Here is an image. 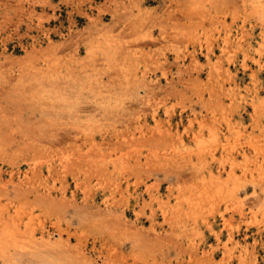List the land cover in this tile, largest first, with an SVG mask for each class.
Instances as JSON below:
<instances>
[{"label":"rangeland","instance_id":"374dc122","mask_svg":"<svg viewBox=\"0 0 264 264\" xmlns=\"http://www.w3.org/2000/svg\"><path fill=\"white\" fill-rule=\"evenodd\" d=\"M262 11L0 0V264H264Z\"/></svg>","mask_w":264,"mask_h":264},{"label":"bare ground","instance_id":"6f19581e","mask_svg":"<svg viewBox=\"0 0 264 264\" xmlns=\"http://www.w3.org/2000/svg\"><path fill=\"white\" fill-rule=\"evenodd\" d=\"M262 12L264 14V11H262ZM2 233H4V232H2ZM1 239H2V236H1ZM35 254H36L35 252L30 253V255L37 256L38 259L41 258L40 255H35ZM42 261L45 262V260H42ZM22 262H23V257L22 256L15 257L13 253L5 252V251L2 254V264H22ZM45 264H49V263H45Z\"/></svg>","mask_w":264,"mask_h":264}]
</instances>
